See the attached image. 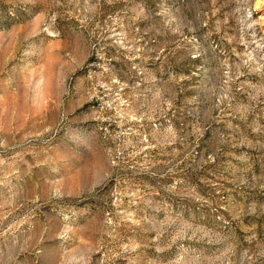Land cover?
<instances>
[{
    "label": "rangeland",
    "instance_id": "rangeland-1",
    "mask_svg": "<svg viewBox=\"0 0 264 264\" xmlns=\"http://www.w3.org/2000/svg\"><path fill=\"white\" fill-rule=\"evenodd\" d=\"M0 264H264V0H0Z\"/></svg>",
    "mask_w": 264,
    "mask_h": 264
}]
</instances>
